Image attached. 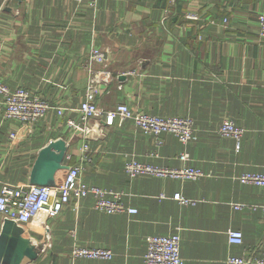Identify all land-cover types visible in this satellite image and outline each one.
<instances>
[{
	"label": "crops",
	"instance_id": "0c3cea01",
	"mask_svg": "<svg viewBox=\"0 0 264 264\" xmlns=\"http://www.w3.org/2000/svg\"><path fill=\"white\" fill-rule=\"evenodd\" d=\"M261 2L98 0L93 8L69 0H0V81L64 108L23 125L3 119L0 96V186L29 184L34 169L46 172L36 166L39 153L56 143L61 165L81 167L85 184L120 193L124 205L137 210L100 212L88 196L77 206L64 205L54 218H0V264H144L147 239L174 232L183 264H226L230 254L244 252L264 258V190L238 179L246 172L264 174ZM93 47L105 53L111 74L95 86L100 107L122 103L163 118H189L196 139L183 144L162 133L157 145L130 121L102 135L91 131L88 139L72 132L66 121L80 119ZM225 119L244 129L238 148L216 131ZM182 152L189 155L186 162L179 160ZM132 157L157 167L197 168L202 175L130 178L124 165ZM65 171L49 183L60 182ZM177 192L194 203L179 204L172 198ZM231 229L242 232L240 246L229 245ZM74 246L108 249L112 257L73 258Z\"/></svg>",
	"mask_w": 264,
	"mask_h": 264
},
{
	"label": "built area",
	"instance_id": "2783aa9c",
	"mask_svg": "<svg viewBox=\"0 0 264 264\" xmlns=\"http://www.w3.org/2000/svg\"><path fill=\"white\" fill-rule=\"evenodd\" d=\"M76 3L85 2L89 7H96L98 0H69ZM187 19L196 20V14H188ZM257 34L264 39V0L261 2L257 15ZM94 64L101 68L95 70ZM107 57L105 53L96 47L91 48L85 68L90 72L89 83L86 88L84 100L78 111L80 119L66 121L67 127L75 133L88 139L91 131L102 135L107 128L114 125L121 126L130 121L143 133L151 135L157 145H161L162 133L173 134L180 143L187 144L196 139L193 122L189 118L159 117L137 110H132L126 104H118L114 109L107 110L100 107L95 101L96 84L107 83L111 74L106 69ZM1 104L3 105V119L16 121L23 125H30L43 119L48 111H55L61 115L62 107L53 108L48 102L38 95L32 94L26 89L17 87L8 88L0 81ZM220 136L229 137L238 142L244 134V129L235 126L230 120H223L216 130ZM10 139L15 140L17 135L10 134ZM83 151L88 150L87 144L83 145ZM179 160L186 162L189 155L186 152L179 154ZM124 170L130 178L138 175H149L159 178L196 179L202 175L201 170L193 167L163 168L144 164L131 158L126 161ZM82 169L79 166L68 167L60 182L53 185L36 184H2L0 186V218L2 221L27 223L37 218H54L64 205L72 202L77 206L83 198L91 196L94 199V209L100 212L114 214L127 212L135 214L136 209L126 207L121 201L120 193L106 191L97 186L85 184L81 179ZM241 183H251L264 190V174L246 172L238 177ZM164 194L161 195V197ZM172 198L181 205L193 204L194 201L174 193ZM243 204H234V208L240 209ZM264 218V204L262 205ZM227 241L230 246H240L243 242V234L240 230L231 229L227 232ZM73 258L110 259L112 253L104 248H86L74 246L71 250ZM144 264H183L180 256V235L178 232L167 235H153L147 239V248L143 258ZM226 264H264V258L254 257L247 253L230 254L226 258Z\"/></svg>",
	"mask_w": 264,
	"mask_h": 264
},
{
	"label": "water",
	"instance_id": "95a60500",
	"mask_svg": "<svg viewBox=\"0 0 264 264\" xmlns=\"http://www.w3.org/2000/svg\"><path fill=\"white\" fill-rule=\"evenodd\" d=\"M20 1V0H18ZM61 144V143H59ZM62 145V144H61ZM51 147L55 150V152L51 151ZM60 146H57V144L51 143L49 146H47L44 150H42L39 154V160L36 164L38 168H47L46 172H44L42 175H38V172L36 169H34V172H32V184L36 185H53L49 183V181L54 180V175L60 171V170H67V166L61 165V157L63 155V150H60ZM59 151V153H58ZM50 157L54 161L51 165H49V159ZM58 157V158H57ZM9 221V220H4ZM12 222V221H11Z\"/></svg>",
	"mask_w": 264,
	"mask_h": 264
}]
</instances>
